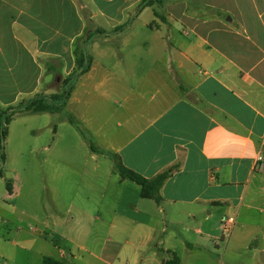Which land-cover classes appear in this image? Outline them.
<instances>
[{
  "label": "crops",
  "instance_id": "crops-1",
  "mask_svg": "<svg viewBox=\"0 0 264 264\" xmlns=\"http://www.w3.org/2000/svg\"><path fill=\"white\" fill-rule=\"evenodd\" d=\"M140 2L0 0V108L57 92L52 79L75 67L74 41L76 48L91 38L126 41V31L140 22L158 40L154 55L163 64L148 63V74L138 76L118 50L113 64L91 57L64 106L76 104L71 114L95 135L94 160L116 154L147 178L172 169L158 203L141 197L140 187L115 170V196L124 201L115 212L126 211L129 201L146 220L115 226L112 258L99 259L163 264L173 251L180 264H264V173L255 169V157L264 156V0L251 19L198 17L184 2H173L175 12L161 24H148L140 14L162 0L138 8ZM143 88L154 92L148 96ZM92 90L111 100L110 113L88 110ZM136 197L153 204L139 206ZM227 215L234 223L222 235L220 220Z\"/></svg>",
  "mask_w": 264,
  "mask_h": 264
},
{
  "label": "rangeland",
  "instance_id": "rangeland-1",
  "mask_svg": "<svg viewBox=\"0 0 264 264\" xmlns=\"http://www.w3.org/2000/svg\"><path fill=\"white\" fill-rule=\"evenodd\" d=\"M260 1L162 0L146 7L140 18L148 24L153 20L161 24L162 16L176 10L174 6L169 7L171 3L184 2L188 12L198 17L229 18L233 15L251 19L260 13L255 6ZM250 22L251 26L256 25V21ZM151 32L137 22L134 29L126 31V41L111 38L102 43L91 38L82 41L84 47L82 43L78 46L90 59L107 64L115 63V50H118L125 61L133 65L134 73L139 70L137 75L141 76L148 74L150 66L163 64L154 55L159 43L152 38ZM78 42L74 41L75 48ZM123 74L129 82L134 81L128 70ZM65 77L59 75L52 79L57 92L49 96L62 90ZM143 89L148 91V96L154 92V88ZM94 93L92 90L89 95L93 100L88 110L93 107L92 112L110 113L114 106L111 100L105 101ZM76 107V104L69 105L60 114L17 112L7 125V133L0 144V264H41L44 257L68 264H106L99 258L102 255L112 258L109 253L115 248V237L118 238L115 226L134 227L135 220L140 223L146 220L143 214L129 206V201L126 211L115 212L124 201L115 196L113 161L103 155L96 160L91 157L89 143L97 146L95 135L71 114L70 110ZM136 200L139 206L140 203L153 204L152 200L138 197ZM157 215L162 217V214ZM103 247L105 253H100ZM91 250H95L97 256L90 253Z\"/></svg>",
  "mask_w": 264,
  "mask_h": 264
},
{
  "label": "trees",
  "instance_id": "trees-1",
  "mask_svg": "<svg viewBox=\"0 0 264 264\" xmlns=\"http://www.w3.org/2000/svg\"><path fill=\"white\" fill-rule=\"evenodd\" d=\"M155 0H141L138 8H143L152 4ZM161 1V0H156ZM121 26L117 27V30ZM75 67L65 77L63 81V88L58 93L53 95H37L21 101L15 107H7L5 109L0 108V144L4 141L7 133V125L16 112H58L64 109L66 101L70 96L76 79L83 73H85L90 66L91 59L84 53L80 47L74 49ZM71 123H75L71 116H67ZM76 125V124H75ZM80 133L83 135L82 130L77 126ZM90 150L92 152H98L99 149L92 143H89ZM101 152V151H100ZM113 166L119 176L123 179L130 180L140 187L141 197L151 198L155 202H160L162 196L160 189L164 181L170 176L171 170H164L154 175L153 177L147 178L143 175L127 168L124 166L116 154L109 153ZM41 264H68L56 260L51 257H44ZM163 264H180L178 255L175 252H170V257L163 262Z\"/></svg>",
  "mask_w": 264,
  "mask_h": 264
},
{
  "label": "built area",
  "instance_id": "built-area-1",
  "mask_svg": "<svg viewBox=\"0 0 264 264\" xmlns=\"http://www.w3.org/2000/svg\"><path fill=\"white\" fill-rule=\"evenodd\" d=\"M255 169L259 172L264 173V156L261 154H258L255 157ZM233 223H234L233 215H227L221 218L220 229H221L222 235H227L231 231Z\"/></svg>",
  "mask_w": 264,
  "mask_h": 264
}]
</instances>
